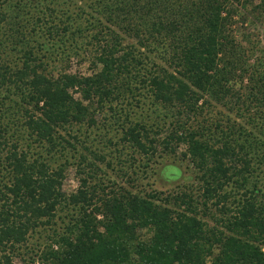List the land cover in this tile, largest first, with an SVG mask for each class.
Masks as SVG:
<instances>
[{
    "label": "trees",
    "instance_id": "1",
    "mask_svg": "<svg viewBox=\"0 0 264 264\" xmlns=\"http://www.w3.org/2000/svg\"><path fill=\"white\" fill-rule=\"evenodd\" d=\"M79 1L81 5L67 8L66 18L57 23V6L66 0H13L19 30L8 36L13 39L20 34L18 40L27 41L19 21L36 9L50 22L39 21L35 15L39 23L34 33L39 29L47 39L58 42L66 35L76 43L77 36L91 31L88 44L94 47L92 63L99 70L53 77L38 50L25 42L20 65L0 59V92L3 86L9 92V85L17 90L26 130L54 148L58 128L84 121L94 124L93 104L106 106L114 114L123 110L127 116L118 104L138 84L146 87L153 100L172 113L170 128L151 135L145 125L122 123L120 140L146 156L153 155L158 145L171 152L185 145L183 155L189 156L198 173L197 193L184 190L160 197L163 193L158 191H133L119 185L113 189L116 182L104 188L94 181L93 171L86 172L75 192L65 194L63 167L52 170L49 163L30 159L16 143L9 144L5 130L0 129V169L8 176L0 186V253L7 245L24 242L34 228L53 222L58 210L67 209V215H74L63 231H53L49 243L27 264H264V126L248 128L227 121L218 125L205 118L191 126L183 120L202 115L209 102L236 96L231 80L246 77L251 96L241 100L245 107L256 102L261 110L255 119L263 118L264 75L246 73L247 61L239 46L224 34L231 13L225 8L228 1ZM43 3L46 8L40 9ZM255 7L264 8V0ZM5 13L0 11V25ZM126 35L149 53L161 45L167 53L165 65L145 68L148 55L142 57L140 51L134 53L135 46L125 45ZM39 39L45 48L42 55L52 53L45 46L47 41ZM75 92L79 98L73 96ZM96 158L104 162V157ZM131 160L136 159L131 156ZM106 165L111 166L110 161ZM0 256L8 261L7 255Z\"/></svg>",
    "mask_w": 264,
    "mask_h": 264
},
{
    "label": "rangeland",
    "instance_id": "2",
    "mask_svg": "<svg viewBox=\"0 0 264 264\" xmlns=\"http://www.w3.org/2000/svg\"><path fill=\"white\" fill-rule=\"evenodd\" d=\"M12 1L0 0V11L6 12V20L0 25L1 61L9 62L12 66L20 65L23 58V48L32 46L38 50L39 59L44 63L46 72L53 77L58 76L60 73L89 75L99 70L100 67L92 63L94 47L91 43L88 44L91 41V31H84L83 37L77 36L76 43L73 42L74 40L69 42L66 35L58 42L55 40L56 38L47 39L46 33L39 29L36 30V34L34 33L36 23L42 20L47 22L45 20L47 18L39 16L36 9H33L29 16L26 15L19 21L24 26L22 35L27 41L18 40L20 34L14 36L13 39L9 37L10 32L13 34L14 31L19 30L15 24V22L18 24L19 18H16L15 13L12 11ZM59 1L62 3V0ZM68 1L66 0L67 3ZM227 1L228 6L225 8L230 10L231 13L225 25L224 34H229L230 38L239 46L242 59L247 61L244 65L247 70L246 73L252 75L255 71H258L261 75H264V66H261V63L264 65V8L255 7L259 5L260 0ZM67 3L64 2L60 4L61 6H57L59 10L56 12L55 17L59 19L54 18L55 22L58 23L59 20L66 18L64 15H66L65 10L67 8L72 10L76 5H81V1L78 2V0H71L70 4L68 3L70 7L66 6ZM41 7L45 9L46 4L43 3L40 9ZM35 15L40 17L39 21L35 20ZM221 15L223 17L227 15L225 10ZM47 20L50 22V19ZM59 25L60 28L61 24ZM40 37L43 39L42 41H47L45 46H49L52 53L42 55L45 48L36 41ZM124 38L125 45L135 46L134 53L140 51V56L142 54L148 55L144 60L145 68L155 69L156 65H165L164 56L167 57V53L165 49H161V45L158 50L149 53L146 47H139L138 42L132 36L126 35ZM24 43L27 45L23 46ZM145 73L144 70L143 75ZM230 84L236 96H228L220 103L209 102L203 108L202 115L191 121H188L187 118H183V120H186L191 126L196 125L197 121L202 118H205L208 123L218 125H225L227 121L232 122L235 126L246 125L248 128L251 125L264 126V115L262 119H255V117H258L256 113L261 110L256 102H252L249 104L250 106L245 107L241 100L248 95L251 96V83L248 82V77L244 78V81L235 78L231 80ZM5 87L3 86V90L0 92V129L5 130L4 135L8 138V143H16L18 148L28 152L30 159L36 158L45 163L47 162L52 170H56L60 166L63 167L62 191L65 194L75 192L81 179L86 176V172L93 174V171L96 175L94 181L104 188L111 187L112 182H116L117 185L113 189H117L119 185L126 188L133 187V191H146L147 193L158 191L163 193L160 194V197H165L167 193L184 190H192L197 193L198 173L189 156L183 155L185 145H177L173 152L158 145L153 155L146 156L141 152H134L129 143L120 140L122 123L130 125V122H137L145 125L146 128H150L151 135L159 129L166 131L169 126L172 113L165 111L156 103L146 87L143 88L142 85L138 84L132 90V94H125V100L118 104V106L121 105L125 109L127 116L124 115L123 110H120L119 114H114L106 106L100 108L93 104L90 109L94 111V124H87L84 121L81 124H66L62 128H58V132L55 134L58 143L54 148H51L47 142H38L35 140V136L29 134L24 126L26 118L23 108L17 107V101L20 100L15 95L17 90L9 85L10 91L8 92ZM73 96L79 98L80 94L75 92ZM247 117H251L250 120H247ZM215 131L219 133L217 128H215ZM65 140L71 144L66 143ZM98 155L104 157V162L97 160L96 156ZM131 156L136 160L129 161ZM2 157H5V150L2 151ZM107 161H110L111 166L106 165ZM95 166L100 168H95ZM0 170L1 186L8 176L2 168ZM212 212L215 213L214 209H212ZM72 214L74 215V213L67 215V209L58 210L53 222L48 225L41 224L31 230L24 242L21 244L16 243L14 246L7 245L0 255H7L9 258L6 261V258L0 256L1 264H27L33 258L35 252L37 253V250L40 251L44 245L49 243L53 231H63ZM206 220L210 225H213L214 222L211 219L206 218ZM262 249L264 250V246Z\"/></svg>",
    "mask_w": 264,
    "mask_h": 264
}]
</instances>
